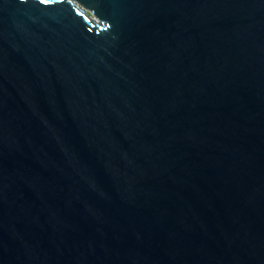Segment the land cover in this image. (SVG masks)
Returning a JSON list of instances; mask_svg holds the SVG:
<instances>
[{"label":"water","instance_id":"1","mask_svg":"<svg viewBox=\"0 0 264 264\" xmlns=\"http://www.w3.org/2000/svg\"><path fill=\"white\" fill-rule=\"evenodd\" d=\"M0 264H264V0H0Z\"/></svg>","mask_w":264,"mask_h":264},{"label":"snow or ice","instance_id":"2","mask_svg":"<svg viewBox=\"0 0 264 264\" xmlns=\"http://www.w3.org/2000/svg\"><path fill=\"white\" fill-rule=\"evenodd\" d=\"M42 2H44V3H47V2H48V0H42Z\"/></svg>","mask_w":264,"mask_h":264}]
</instances>
